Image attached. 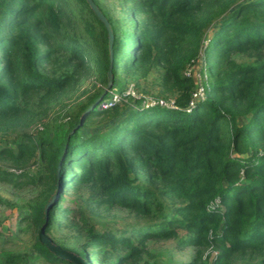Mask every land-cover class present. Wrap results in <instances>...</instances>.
Segmentation results:
<instances>
[{
    "label": "trees",
    "instance_id": "trees-1",
    "mask_svg": "<svg viewBox=\"0 0 264 264\" xmlns=\"http://www.w3.org/2000/svg\"><path fill=\"white\" fill-rule=\"evenodd\" d=\"M92 2L113 35L111 63L86 0H0L1 132L43 124L94 79L68 122L0 147L13 168L0 167V182L32 187L26 219L89 264H138L148 243L171 239L193 249L190 264L213 252L212 264H264V0H119L121 17ZM201 59L203 98L187 75ZM154 70L175 107L127 94ZM113 93L121 102L101 108ZM101 212L135 222L99 229ZM34 249L74 264L38 236ZM22 261L0 253V264Z\"/></svg>",
    "mask_w": 264,
    "mask_h": 264
},
{
    "label": "rangeland",
    "instance_id": "rangeland-1",
    "mask_svg": "<svg viewBox=\"0 0 264 264\" xmlns=\"http://www.w3.org/2000/svg\"><path fill=\"white\" fill-rule=\"evenodd\" d=\"M97 1L106 7L107 10H111L117 17L122 16L119 11V0ZM238 59L240 62L245 61L244 58ZM202 68L203 61L201 59L197 65L190 69V74L196 80L197 95L200 98H203V83L207 79V72L205 69L202 70ZM161 74L162 71L160 70L152 71L148 78L140 79L139 88H135L133 83H129L127 94L130 93L132 97L137 99L144 98L146 103L161 100L159 93ZM92 80L94 79H86L78 91H75L73 95H69L71 97L63 98L60 103L52 107L49 118L44 123L42 122L44 125L37 122L26 129L18 128L16 131H9L7 133L0 131V147L8 146L13 148L15 142L24 132L43 135L46 132V127H49V130H51L62 123L68 122L71 110H73V107L76 109L75 106L79 99L83 102L87 100V96L82 95L81 92L87 88H91L90 81ZM169 102H172V100ZM101 108H105L104 105ZM240 122L242 123L241 120ZM0 167H6L7 170L13 172V168L7 163L0 162ZM14 171L17 173L21 172L18 170ZM35 196L36 191L32 187L16 189L9 184L0 182V253L10 252L21 256L23 261L19 264H53L34 249V242L38 236V228L26 219L29 210L28 205ZM134 222V219L125 212H116L110 215L106 212H101L99 219H97V227L116 232L129 228ZM66 231L67 228H60L58 236H65ZM45 235L50 239L48 234L45 233ZM193 253V249L180 245L174 239L151 242L148 243L138 264H190L194 257ZM215 256L216 253L213 252L207 264H212Z\"/></svg>",
    "mask_w": 264,
    "mask_h": 264
},
{
    "label": "water",
    "instance_id": "water-1",
    "mask_svg": "<svg viewBox=\"0 0 264 264\" xmlns=\"http://www.w3.org/2000/svg\"><path fill=\"white\" fill-rule=\"evenodd\" d=\"M86 2L89 4V7L93 10V12L95 13V15L97 16V18L100 20V22H102V24L104 25L107 33H108V39H109V50H110V63H111V46H112V32L110 29V26L107 22V20L104 18V16L102 15V13L97 9V7L94 5V3L92 2V0H86ZM111 80H112V75H111V64L108 70V84L105 88V92L104 94H107V92L111 89ZM102 97L94 102L90 108L86 111V113L82 116V120L85 119L86 117L90 116L92 114L93 109L95 108V106L101 102ZM38 239L40 241L41 244L45 245L47 247V249L54 254L56 257H59L61 259H65L68 260L74 264H89L86 260L80 258L79 256L63 250L62 248H60L59 246H57L56 244H54L46 235H45V226L43 225L39 230H38Z\"/></svg>",
    "mask_w": 264,
    "mask_h": 264
},
{
    "label": "built area",
    "instance_id": "built-area-1",
    "mask_svg": "<svg viewBox=\"0 0 264 264\" xmlns=\"http://www.w3.org/2000/svg\"><path fill=\"white\" fill-rule=\"evenodd\" d=\"M190 69H191V68H190ZM190 69H189L188 72H187V75H188V76L191 75V74H190V72H191ZM128 95H131V94L129 93ZM195 96H196V97H199V95H197V93H196ZM121 100H122V99H121V97H120L118 94L113 93V94H111V98L108 99V100H106L105 102H103L102 105H104V107H105L106 109H108V108H111V107H113L114 105L120 103ZM157 104H159V105H161V106H165V107H175V105H174V101H172V102L165 101V102H164V100H159V101H156V102L153 101V102H149V103H146V100H145L144 106H145V107H152V106L157 105Z\"/></svg>",
    "mask_w": 264,
    "mask_h": 264
}]
</instances>
